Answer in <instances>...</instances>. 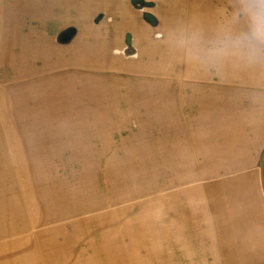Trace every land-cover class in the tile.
<instances>
[{
  "label": "rangeland",
  "instance_id": "rangeland-1",
  "mask_svg": "<svg viewBox=\"0 0 264 264\" xmlns=\"http://www.w3.org/2000/svg\"><path fill=\"white\" fill-rule=\"evenodd\" d=\"M5 1L0 264H264V150L224 152L251 143L256 87L207 76L171 42L226 24L237 0Z\"/></svg>",
  "mask_w": 264,
  "mask_h": 264
},
{
  "label": "clouds",
  "instance_id": "clouds-1",
  "mask_svg": "<svg viewBox=\"0 0 264 264\" xmlns=\"http://www.w3.org/2000/svg\"><path fill=\"white\" fill-rule=\"evenodd\" d=\"M186 59L206 69L224 64L255 66L264 63V0H237L228 23L210 36L181 31L171 37Z\"/></svg>",
  "mask_w": 264,
  "mask_h": 264
},
{
  "label": "crops",
  "instance_id": "crops-1",
  "mask_svg": "<svg viewBox=\"0 0 264 264\" xmlns=\"http://www.w3.org/2000/svg\"><path fill=\"white\" fill-rule=\"evenodd\" d=\"M2 1L4 2L5 0H0V3ZM22 1H24V0H9L10 3L22 2ZM28 1H32L33 3H38L39 4L38 5L39 8L37 7L39 9V11L37 13H39L42 9H46L47 0H28ZM56 1H63L66 4L64 9L69 7L70 10L69 9L68 10L70 12H72V8H71L72 6L70 5V1H72V0H56ZM80 1L85 3V0H79V2ZM3 2L1 4H4ZM130 2H131V0H130ZM130 2L128 0V3H130ZM40 4H41V6H40ZM9 6L10 5H8L7 7H9ZM50 9H52V8H50ZM80 9L81 10L84 9L86 11V9H87L86 3L84 5V7L80 8ZM47 10H48V8H47ZM77 10H79V8ZM48 11H52V10H48ZM170 13L172 14V16L170 18L169 15H168L167 19H169V18L171 20L172 19H178V17L176 16L175 11H171ZM71 16H74V15L72 14ZM197 22H198V26L197 27L194 26V27L190 28L188 32H197L198 31V32H200L202 34L210 36L218 28L216 26V24H214L215 22H213V20H211L209 22H204V26H201V23L199 25V20ZM226 65H227V63L224 64L219 69L212 70L213 72H211L209 70L210 73H208L207 76L208 75L210 76L212 74V75L217 77V74H218L221 78L224 77L223 79H221V80H224V81L236 82V80H238L239 82L250 83V84H252L251 87H254V89L256 87L255 92L254 93L251 92V95H250V96H252L251 98H253L252 101H251V105L254 104L253 101L255 99H260V101L258 100V102H260V106L259 107L254 108L255 104L253 105V107L248 106L247 107V112L244 113V115L242 114V116H241L242 117L241 125H244L245 129L243 128L240 131L246 132V129L247 128L248 129H247V133L245 135H240V136H241L242 139L249 140L248 142H251V143H247V142L243 143L242 141H240L239 145H238V143L229 144L227 146L224 145V149L226 148L225 151H224L225 155L230 160V162L232 161V157L235 156L236 158H238L243 163H246L248 161V155L250 153L254 154V153L257 152L256 150L259 149L258 152H259V156H260V152L262 153L263 150H264V142H263L264 141V127L263 126L260 127V123L264 124V90L259 91V89H260V65H262V67H263L264 64L262 63V64H258V65L252 66V67H254V71L256 72L255 75L246 74L245 76H243L241 78H238L236 76H231V74L225 70V66ZM219 73H221V74L223 73V74L220 75ZM227 73H228V75H227ZM232 75H236V74L232 73ZM197 76L199 77V79L202 77L201 74L197 75ZM261 86H263V85H261ZM248 92L249 91L247 90L246 94ZM198 93H200V92H198ZM258 102H257V104H258ZM191 106H193V105H191ZM200 121H202V119L197 118L195 120V122H194L195 127L193 129H192V127L190 128V126H186V127H184V129L188 130V131H197L198 130L199 132H201V131H203V132L205 131L206 132V131L213 130V128L209 127V125L212 123V121H215V116H213L211 118H207L206 120H203V122H200ZM207 123H209V125L207 126V127H209V129H205V125ZM247 125H248V127H247ZM233 137L234 136H232V138ZM250 139H252V141H250ZM195 140H199V139L195 138ZM216 144H217L216 142L208 144L209 147H208L207 154H209L208 156H210L211 158H213L214 156H217L218 145H216ZM196 145L197 144H194V146H193V147H195V149L193 150V155L194 156L197 153L196 148H198V146H196ZM253 149H256V150L253 152ZM211 158H210V160H212Z\"/></svg>",
  "mask_w": 264,
  "mask_h": 264
}]
</instances>
